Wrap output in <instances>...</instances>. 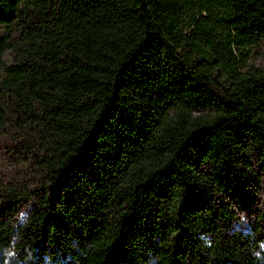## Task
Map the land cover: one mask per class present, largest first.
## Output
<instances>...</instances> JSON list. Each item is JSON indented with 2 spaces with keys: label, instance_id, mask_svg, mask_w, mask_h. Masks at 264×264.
<instances>
[{
  "label": "trees",
  "instance_id": "obj_1",
  "mask_svg": "<svg viewBox=\"0 0 264 264\" xmlns=\"http://www.w3.org/2000/svg\"><path fill=\"white\" fill-rule=\"evenodd\" d=\"M261 43L264 0H0V264H264Z\"/></svg>",
  "mask_w": 264,
  "mask_h": 264
},
{
  "label": "rangeland",
  "instance_id": "obj_2",
  "mask_svg": "<svg viewBox=\"0 0 264 264\" xmlns=\"http://www.w3.org/2000/svg\"><path fill=\"white\" fill-rule=\"evenodd\" d=\"M250 49L245 61V70L264 74V43ZM11 130L9 127H0V179L3 181L15 179L29 171V164L21 155V145L14 137V130ZM255 169L262 171L258 166H255ZM261 175V189L256 192L257 197L251 207H241L236 210L240 223L245 226L247 232H251L253 227L258 229L262 226L260 234L264 238V174Z\"/></svg>",
  "mask_w": 264,
  "mask_h": 264
}]
</instances>
